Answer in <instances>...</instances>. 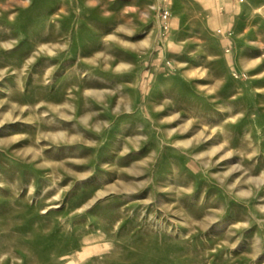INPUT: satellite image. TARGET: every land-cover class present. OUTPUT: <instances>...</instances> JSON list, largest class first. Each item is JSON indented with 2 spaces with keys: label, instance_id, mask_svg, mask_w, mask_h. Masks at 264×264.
I'll use <instances>...</instances> for the list:
<instances>
[{
  "label": "rangeland",
  "instance_id": "obj_1",
  "mask_svg": "<svg viewBox=\"0 0 264 264\" xmlns=\"http://www.w3.org/2000/svg\"><path fill=\"white\" fill-rule=\"evenodd\" d=\"M1 246L264 264V0H0Z\"/></svg>",
  "mask_w": 264,
  "mask_h": 264
},
{
  "label": "bare ground",
  "instance_id": "obj_2",
  "mask_svg": "<svg viewBox=\"0 0 264 264\" xmlns=\"http://www.w3.org/2000/svg\"><path fill=\"white\" fill-rule=\"evenodd\" d=\"M62 26H63V24H62ZM66 33H65V31H60V32H58V33H55V34H53L52 35V38H53V45L52 46H54V48H60L61 46H62V44H60L59 42H61L60 41V37L61 36H64ZM54 128H56V127H54ZM57 136V135H56ZM29 152V151H28ZM58 207V206H57ZM56 207V208H57ZM34 211V210H33ZM94 250V249H93ZM4 251H8V248H2V246L0 247V255H3V253H4ZM89 252H92V250H90V249H85V251L84 252H82V254H78L77 252H74L72 249L70 250V251H68V252H65L64 254H62L61 255V257H64L65 255H67V254H69V253H72V254H70L71 256H73V258H76V257H81V259L83 258V257H86V254H88ZM61 257L60 258H55V259H59L60 261H61ZM28 258H30V257H28ZM6 259V258H5ZM40 259H42V260H44L43 258H40ZM63 259V258H62ZM7 260H3L2 262L4 263V262H6ZM58 264H61V263H58Z\"/></svg>",
  "mask_w": 264,
  "mask_h": 264
},
{
  "label": "built area",
  "instance_id": "obj_3",
  "mask_svg": "<svg viewBox=\"0 0 264 264\" xmlns=\"http://www.w3.org/2000/svg\"><path fill=\"white\" fill-rule=\"evenodd\" d=\"M166 1H167V0H166ZM163 10H164L163 17L168 18V17L171 16V13H170L169 10H167V9H165V8H164Z\"/></svg>",
  "mask_w": 264,
  "mask_h": 264
},
{
  "label": "crops",
  "instance_id": "obj_4",
  "mask_svg": "<svg viewBox=\"0 0 264 264\" xmlns=\"http://www.w3.org/2000/svg\"><path fill=\"white\" fill-rule=\"evenodd\" d=\"M228 5V6H232V5H230V3H227V2H224V3H222V5Z\"/></svg>",
  "mask_w": 264,
  "mask_h": 264
}]
</instances>
